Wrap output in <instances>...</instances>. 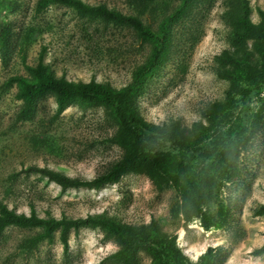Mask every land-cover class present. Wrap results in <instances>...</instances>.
<instances>
[{"label":"rangeland","instance_id":"obj_1","mask_svg":"<svg viewBox=\"0 0 264 264\" xmlns=\"http://www.w3.org/2000/svg\"><path fill=\"white\" fill-rule=\"evenodd\" d=\"M103 2L123 11L126 0ZM239 0H190L182 15L168 24L169 37L156 67L143 79L136 99L139 114L155 124L191 128L208 125L206 113L221 102V119L243 113L244 100H227L231 87L227 70L216 57L230 43L231 14ZM37 0H0V202L18 212L34 209L39 215L68 217L101 215L123 226H139L156 219L162 230L175 235L181 251L196 262L212 250L211 264H264V253L251 251L264 242V79L250 99L241 143L221 170L209 199L205 219L185 221L177 212L178 192L157 185L146 172H128L99 187H62L29 166L56 171L74 180H91L119 160L122 149L112 140L114 125L100 105L70 102L56 114L51 93L33 103L27 117L9 76L27 75L24 63L34 64L40 47L44 61L57 76L70 80L108 82L124 86L143 62L151 42L130 27L77 14L62 4L36 7ZM250 17L260 20L264 0H248ZM182 0H149L141 17L157 29L164 15H172ZM162 12V14H161ZM249 56L248 68L264 70V42L252 39L241 45ZM169 147V143L159 144ZM195 152H197L195 150ZM199 151L194 155L198 158ZM175 210L177 213H175ZM31 232L7 227L0 233V264H122L114 253L119 245L98 226H82L69 233L63 251L56 231L51 240L29 244ZM140 252L132 264H149Z\"/></svg>","mask_w":264,"mask_h":264},{"label":"trees","instance_id":"obj_2","mask_svg":"<svg viewBox=\"0 0 264 264\" xmlns=\"http://www.w3.org/2000/svg\"><path fill=\"white\" fill-rule=\"evenodd\" d=\"M126 3L132 9L123 11L103 2L89 3L84 0H37L38 8L62 4L79 15L130 27L143 40L151 42L152 46L146 59L134 69L132 79L118 88L95 79L75 81L63 75H55L44 61L47 50L45 45L40 47L34 64L24 63L27 75L9 76L6 82L16 87V96L22 101L23 117L29 115L37 98L47 93L54 97L56 114L61 113L70 102L100 105L114 125L112 140L122 149L121 158L113 162L103 174L91 180H74L39 166H29L26 170L47 175L62 187H99L117 181L128 172H146L158 186L169 185L178 192L180 202L176 208L185 221L194 217L205 219L203 205L211 196L217 172L241 143L248 110L245 100L258 92L259 83L264 79V70L248 68L249 56L241 48L242 43L248 39L264 42V9L258 8L260 20L254 22L250 17L248 0H239L230 20L232 31L229 39L233 48L223 49L216 57L220 65L228 68L220 72V76L231 81L226 99L244 100L242 115L230 120L221 119L219 105L222 103L217 102L206 113L210 123L205 125L194 122L191 129L179 123H150L139 114L136 103L144 76L156 67L168 41V24L182 15L190 0H182V5L172 15H164L157 29L146 24L141 17L148 12L149 0H126ZM166 142L169 147L159 146ZM195 150L201 153L198 158L194 157L197 153ZM254 214H264V204ZM82 226H98L114 237L119 245L114 256L122 264H132L140 252L150 256L149 264H211L213 259L212 250L208 249L196 262H192L176 244L175 235L162 230L154 218L147 224L123 226L101 215H39L33 208L29 213L18 212L0 202V233L7 227L28 230L32 234L28 238L31 246L44 239L51 240L57 231L63 251L67 252L70 231ZM251 253L263 254L264 242Z\"/></svg>","mask_w":264,"mask_h":264}]
</instances>
